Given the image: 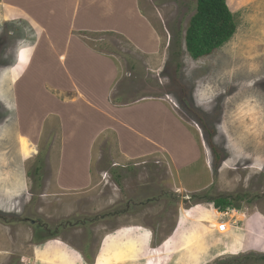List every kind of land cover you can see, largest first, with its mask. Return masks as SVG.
Listing matches in <instances>:
<instances>
[{"label": "rangeland", "instance_id": "1", "mask_svg": "<svg viewBox=\"0 0 264 264\" xmlns=\"http://www.w3.org/2000/svg\"><path fill=\"white\" fill-rule=\"evenodd\" d=\"M61 1L18 0L52 35ZM226 4L235 34L199 60L184 43L196 0H139L161 37L156 56L141 54L121 35L82 34L90 48L122 63L115 97L166 101L203 147L194 168L199 179L181 170L183 183L191 180L182 186L167 158L116 159L109 136L95 148V184L78 196L52 183L56 120L38 125L36 93L50 61L42 48L31 60L30 50L21 47L33 45L35 32L24 22H6L0 7V264H81L78 254L58 242L92 260L98 255L96 264H139L148 231L126 228L100 245L106 234L129 226L148 229L152 249L173 234L151 263L235 264L247 257L251 262L243 264H264V0ZM89 24L104 26L93 10ZM20 125L26 132L44 128L43 135L29 141ZM237 196L242 199L223 213L205 201Z\"/></svg>", "mask_w": 264, "mask_h": 264}, {"label": "crops", "instance_id": "2", "mask_svg": "<svg viewBox=\"0 0 264 264\" xmlns=\"http://www.w3.org/2000/svg\"><path fill=\"white\" fill-rule=\"evenodd\" d=\"M61 2V7L57 4L59 18L53 35L25 3L2 0L0 5L5 9L6 22H24L35 32L33 45L21 49L30 50L33 60L42 48L50 61L45 67L42 64L45 75L40 79L42 88L36 93V103L38 109H42L38 125L42 121L45 127L51 119L57 122L58 142L49 151V161L53 162L52 183L55 189L66 195L76 196L89 190L96 182L92 167L95 157L99 155L95 148L100 142L108 140L109 136L114 141V155L121 162H133L159 155L167 158L173 170H176V184H191L190 179L183 183L179 176L181 170L186 171V168L191 172L193 180H198L199 177L195 174L199 172L194 168L202 158L201 137L177 117L166 101L144 99L130 103L122 99L120 103L114 104L116 85L124 76V67L113 55L90 48L83 41L82 34L86 33L117 34L127 39L141 54L158 55L161 37L142 13L139 0ZM91 10L95 12L96 20L104 26L89 24ZM18 92L15 96L17 105L21 103ZM25 129L20 125L22 137L29 141H39L44 128L34 132H26ZM130 227L149 232L139 264H157L156 258L152 263L149 260L156 257L154 252L168 242L173 234L152 249V235L148 229L140 226L122 227L106 234L100 245L108 237ZM58 243L78 254V262L87 264L84 253L75 251L64 243ZM97 257L95 255L93 259L94 264Z\"/></svg>", "mask_w": 264, "mask_h": 264}, {"label": "trees", "instance_id": "3", "mask_svg": "<svg viewBox=\"0 0 264 264\" xmlns=\"http://www.w3.org/2000/svg\"><path fill=\"white\" fill-rule=\"evenodd\" d=\"M236 27L232 14L226 4V0H196V11L190 19L185 32V50L193 60L208 57L214 51L227 43L235 34ZM121 97L113 99V103H120ZM242 197H218L215 199H205L208 205H212L219 213L225 212L233 207L234 202ZM53 237V236H52ZM87 264H94V261L83 254ZM264 260V256H260ZM250 260L243 257L235 264H243ZM251 262V260H250Z\"/></svg>", "mask_w": 264, "mask_h": 264}, {"label": "water", "instance_id": "4", "mask_svg": "<svg viewBox=\"0 0 264 264\" xmlns=\"http://www.w3.org/2000/svg\"><path fill=\"white\" fill-rule=\"evenodd\" d=\"M175 232V231H174Z\"/></svg>", "mask_w": 264, "mask_h": 264}]
</instances>
